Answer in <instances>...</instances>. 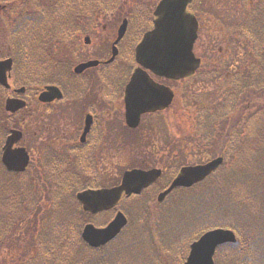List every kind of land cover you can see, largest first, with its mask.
I'll list each match as a JSON object with an SVG mask.
<instances>
[{"label": "trees", "instance_id": "16d2710c", "mask_svg": "<svg viewBox=\"0 0 264 264\" xmlns=\"http://www.w3.org/2000/svg\"><path fill=\"white\" fill-rule=\"evenodd\" d=\"M13 2L0 0V11L9 9ZM238 2L243 18L230 28L235 56L226 66L221 65L220 69L202 76L203 80H219L224 68L234 66L227 75L228 80L225 79L227 86L219 94L222 97L215 112L204 109L199 114V128L206 130L205 137L211 139L225 158L219 175L217 171L216 176L204 183L221 177V195L215 206L205 207L203 192L204 206L198 209L196 203L188 201L185 206L189 211L179 219L172 216L173 209L166 212L157 208L153 215L154 227L150 229H155L156 233L153 231L148 239L136 233L132 227L133 212L128 206L124 207L131 218L129 232L125 231L106 246L93 248L82 240L86 213L76 198L79 190L94 186L79 174L86 167L67 162L65 158H46L44 165L53 176L44 165L40 163V166L45 169V179L50 184L46 186L51 188L45 187L43 196L35 190L26 195L24 176L38 177L40 171L9 172L0 158V249L27 221L29 214V221H36L44 211L42 220L46 223L42 231L37 232L38 228L31 225V233L27 225L30 244L35 242L34 254L18 264H164L166 258L160 263L164 252L173 256L171 264H184L191 243L216 227L232 228L238 235L236 243L218 248L216 264H264V0ZM119 5V0L28 1L18 11L23 14L9 20L0 16V27L7 29L5 40L12 46L17 68L25 73L24 83L38 86L48 81L58 82L55 77L68 73L66 56L59 57L58 52L64 49L66 53L69 46L77 42L76 34L87 19L85 13L91 11V20H95L100 13H111ZM66 12L70 14L63 15ZM56 18H60L58 24L51 25ZM9 119L0 113V152L5 135L2 134L6 131L3 123H8ZM63 163L67 164L59 166ZM59 167L63 168L61 174L56 173ZM241 177H246L247 181L244 183ZM225 179L234 184L227 188ZM195 194L197 196V192ZM47 204L51 206L46 207ZM143 214L146 217L147 211ZM179 233L185 236L180 238ZM179 248L181 251L177 254L174 250Z\"/></svg>", "mask_w": 264, "mask_h": 264}, {"label": "rangeland", "instance_id": "374dc122", "mask_svg": "<svg viewBox=\"0 0 264 264\" xmlns=\"http://www.w3.org/2000/svg\"><path fill=\"white\" fill-rule=\"evenodd\" d=\"M31 0H14L12 6L4 11L7 17L15 16L20 14L21 9L25 3ZM35 1H48V0H35ZM158 0H126L120 7L119 11L129 13L138 12L136 18L131 24L129 32L130 37L127 38L123 46H128L126 43L131 42V51L135 48V43L132 40L136 38V28L139 30L144 26L147 21L144 16L140 15V10L147 9V13L151 14L153 7H155ZM257 1V0H255ZM139 8V10L137 9ZM194 12L195 9H199L203 15L202 18V30L200 32L198 43L195 47V52L203 60L202 67L190 79V81H176L172 82V87L176 91V99L173 105L166 112L156 114L151 119L147 118L148 122L153 125V128H149L146 133V143H136L132 145L128 143V138L133 136L132 132L126 133L124 128L121 127L120 121L114 122V126L108 129V141H106V152L104 158H98L97 170L107 172L103 174L105 180L108 183H115L119 179L125 169L132 167L136 163V159L139 161L147 160L150 155H153L152 164L159 166L161 164L168 167L167 172L173 173L179 166L183 164H194L202 163L210 158L219 155V150L215 144L211 143V139L206 136V130L199 128V117L200 112L205 111L215 112L217 109L216 105L219 99L222 97L220 94L221 90L226 89V81L228 80L227 75L232 73L233 67H227L222 70V79L217 80L216 78H209L203 80V75H207L210 71L220 69L221 65L226 66L233 56H235V49L231 48L232 45V29H230L234 22H239L243 18L242 8L239 6L238 0H197L192 5ZM118 11V12H119ZM70 14L66 12L63 15ZM126 14V13H125ZM132 15V14H131ZM66 18V17H64ZM58 19H54L53 24L57 25ZM88 23V22H87ZM98 23L99 26H107L108 36L106 41L102 42L96 40L95 36L89 29L90 35L94 38V42L99 41L91 46L85 45L84 37L87 34L86 30L80 33L79 48L75 51L69 52V54L75 59V63L86 58L95 55V52L100 47L109 49V42L113 34L116 35L118 26L121 23L120 19L116 17L101 18ZM88 25L87 27H90ZM135 33V35H133ZM138 33V32H137ZM130 52V51H129ZM242 56V54H239ZM64 57V55H62ZM74 61L71 62L73 64ZM74 63V64H75ZM116 67L122 66L127 67L132 65L131 52L124 57L121 55L115 62ZM123 64V65H122ZM115 68V67H114ZM128 69V68H127ZM117 100L111 104V107H116ZM29 124L32 126L31 130L28 131V142L32 146L36 147L37 143L40 142V136H35L34 133L37 130V120L35 115H29ZM142 131V130H141ZM46 158H35L33 159L32 171L33 173L41 169L40 160ZM99 167V168H98ZM38 172V171H37ZM220 171L216 173L219 175ZM215 175V176H216ZM211 179V178H210ZM221 177L214 178L213 182L205 184L204 188L197 194L193 193H180L181 197L179 202L173 208L172 216L175 219H179L185 216L189 209L186 208L188 201L190 203H196L198 209L204 206V200H201V194L204 192L205 207H214L216 201H218L221 195L220 189ZM209 180V179H208ZM241 181L244 183L247 181L246 177H241ZM41 181L39 187L43 196L45 192L44 183ZM208 182L207 180L203 183ZM225 186L229 188L234 183H230L225 179ZM186 197V199H185ZM44 204V202H43ZM51 204H47L46 207H50ZM191 207H194L191 206ZM43 209H45L43 207ZM193 211V210H191ZM45 212L42 211L39 220L29 221L31 214L28 215L27 221L22 223L21 228L12 234L6 241V244L0 249V264H18L26 261L30 255H32L33 244H30L31 234L27 231V225L29 229L32 226L37 227L38 231H42V227L46 221L42 220ZM101 216V215H99ZM110 217V214H105L101 217L102 221H106ZM83 222H85L83 220ZM177 227L178 224H177ZM174 229V228H173ZM31 230V229H30ZM35 234H38V233ZM32 233V230H31ZM174 231L171 234L173 237ZM185 234L179 233L178 237L183 238ZM39 240V235L37 236ZM160 240V236L156 238ZM178 240V239H177ZM41 241V240H40ZM159 245V244H158ZM148 247V246H147ZM182 249V247H181ZM177 254L181 251L180 248L174 250ZM34 253V251H33ZM110 252H108V255ZM162 254V253H160ZM169 259V262L166 259ZM165 259V261H164ZM173 256L169 253L164 252L160 263L164 261V264H171Z\"/></svg>", "mask_w": 264, "mask_h": 264}, {"label": "flooded vegetation", "instance_id": "af4514ba", "mask_svg": "<svg viewBox=\"0 0 264 264\" xmlns=\"http://www.w3.org/2000/svg\"><path fill=\"white\" fill-rule=\"evenodd\" d=\"M88 12L85 13L87 15ZM124 17V15H120ZM128 17V16H126ZM91 27L89 30L94 34L96 40H100L102 46L108 36L107 26ZM138 32V33H137ZM110 39L111 52L107 48L100 47L96 50L95 55L86 58L82 61L90 59H96L100 63L96 66L89 67L82 71H75L73 66V73L66 76L55 77L57 81L44 83L42 86L29 87L24 83L25 73L23 70L17 68V59L12 51V46L7 45L10 53L5 55L0 52V60L9 58L13 59V65L8 72L9 86H4L0 83V111L7 113L10 117V122L3 125V129L6 131L4 135V144L10 131L12 129H18L21 131L22 136L20 140L14 145V149L17 147L25 148L30 158H93V164L90 166V171H83L79 174L89 180L90 184H93L91 188L99 189L104 187L113 186L119 184L125 173V170L119 174V179L115 183H108L104 179L102 172L97 170L98 158H104L106 152V141H108V129L113 127L114 122L120 121L121 127L124 131L132 132L133 136L128 138V143L136 145L145 141L146 131L151 127V122L147 121V118L151 119L156 114L166 112L170 107L159 110L156 112H146L141 115L140 122L137 126L133 127L127 119L126 108V95L125 89L130 80L131 74L137 67V63L129 65L126 75H121L118 80H109L107 75L108 67L114 62L106 63L109 54L112 53V46L117 38V34ZM90 35V34H89ZM129 22L126 34L118 42V56L130 54V42L126 43L128 46H123L129 37ZM139 31L136 29V36L138 37ZM1 38V37H0ZM94 42V38L90 36L88 46L98 43ZM130 51V52H129ZM80 61V62H82ZM109 82L115 83L114 86H110ZM55 84L60 88V95H55L49 99H41L40 95L45 90L46 85ZM24 87L23 90H21ZM9 97H15L21 99L24 102V106L18 109L16 112H8L5 109L6 99ZM116 102V107H111L113 102ZM29 115H35L37 125L34 133L35 136H40V142L34 147L28 142V131L32 126L29 124ZM88 132L84 136V132L87 128ZM142 130V131H141ZM1 151L3 154V146ZM0 152V158H2ZM153 155H150L147 160L139 161L136 159V163L130 168L150 169L153 167H159L163 170L162 175L152 184L143 188L139 193H132L131 195L123 194L118 204L108 211L119 210L123 211L128 216L124 207H129V210L133 212V226L136 229V225L147 222L149 226L153 225L150 215L145 216L141 212L137 211H153L154 208L166 209V199L159 201L158 193L163 188L170 184L172 178L178 174L179 170L173 177L172 174L167 172V167L163 165L156 166L152 164ZM99 168V167H98ZM61 174V173H60ZM170 180L168 182V179ZM130 221V220H129Z\"/></svg>", "mask_w": 264, "mask_h": 264}, {"label": "water", "instance_id": "95a60500", "mask_svg": "<svg viewBox=\"0 0 264 264\" xmlns=\"http://www.w3.org/2000/svg\"><path fill=\"white\" fill-rule=\"evenodd\" d=\"M192 0H161L155 10L156 19L154 28L145 33L142 41L136 48V58L142 67L135 70L126 89L127 119L132 126L139 122L141 113L155 111L167 107L174 98L173 90L165 85L156 83L147 69L153 73L172 79H179L193 74L200 66L201 59L194 53V44L198 38V20L187 11V6ZM125 19L118 31V39L126 31ZM88 40V39H87ZM117 54L114 48L113 58ZM97 64V61L82 63L76 71H82L88 66ZM12 59L0 61V82L8 86L7 71L11 69ZM57 86H47L40 95L41 99H49L60 95ZM24 106V102L9 98L6 108L16 111ZM88 126L84 136L88 132ZM22 133L12 130L4 146L3 162L9 171H24L29 164L30 156L25 148L14 149ZM224 158L219 156L206 164L185 166L174 179L171 186L159 194V200L176 186H191L203 180L222 163ZM160 169L142 170L132 169L124 173L122 183L112 188L100 190H85L78 193V198L83 203L84 209L97 213L114 207L120 200L123 192L128 195L139 193L144 187L155 181L160 175ZM127 224V218L122 212L105 227H96L87 224L83 230V239L93 247L106 244L115 238ZM237 236L231 229L216 228L207 231L191 245L185 264H215L214 254L218 246L236 242Z\"/></svg>", "mask_w": 264, "mask_h": 264}]
</instances>
